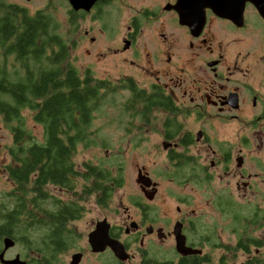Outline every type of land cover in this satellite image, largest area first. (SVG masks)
<instances>
[{"label": "flooded vegetation", "instance_id": "1", "mask_svg": "<svg viewBox=\"0 0 264 264\" xmlns=\"http://www.w3.org/2000/svg\"><path fill=\"white\" fill-rule=\"evenodd\" d=\"M176 1L94 0L87 10L68 3L70 52L84 40L99 62L112 56L147 74L144 82L136 73L113 82L130 81L145 95L138 104L127 88L124 111L159 124L133 128L159 138L163 165L136 164L125 189V172L110 161L75 163L71 188H54L58 201L38 212L39 249H28L24 234L4 235L3 259L264 264V14L249 1L235 20L206 7L191 30L179 23ZM49 207L50 228L43 226ZM4 238L13 241L5 250ZM19 243L27 251L11 253Z\"/></svg>", "mask_w": 264, "mask_h": 264}, {"label": "trees", "instance_id": "2", "mask_svg": "<svg viewBox=\"0 0 264 264\" xmlns=\"http://www.w3.org/2000/svg\"><path fill=\"white\" fill-rule=\"evenodd\" d=\"M51 11L48 5L30 13L0 0V119L11 133L4 169L13 186L0 200V241L24 234L33 250L42 238L38 212L46 209L43 203L58 201L54 188H71L74 156L94 144L92 120L104 97L120 86L130 89L138 104L145 96L130 81L113 84L90 69L80 74L69 60L70 30L61 31ZM29 122L41 126L40 139ZM47 210L50 221L43 226L50 228L55 215L53 207Z\"/></svg>", "mask_w": 264, "mask_h": 264}, {"label": "rangeland", "instance_id": "3", "mask_svg": "<svg viewBox=\"0 0 264 264\" xmlns=\"http://www.w3.org/2000/svg\"><path fill=\"white\" fill-rule=\"evenodd\" d=\"M7 1L18 3L26 7L30 13L49 5L52 8V16L55 20L59 21L61 31L68 33L69 6L67 0ZM84 27L85 24H83V28ZM249 42L252 44L253 48L256 43L255 36L251 37ZM86 48V42L81 40L75 50V54L70 52L69 55L71 59L70 62L79 72H83L85 68H90L97 77H107L113 84H115L113 81L119 78L129 77L130 75L135 76L134 73L136 72L134 67L122 64L117 59L112 60V56H106L105 59L107 62L101 61V63L96 60L97 56H95L94 48L89 47V53H87ZM136 74L141 76L138 77L141 82L148 80L147 74ZM176 74L179 75L178 73ZM118 83L119 82H116V84ZM121 87L122 86H120L115 92L108 93L104 97L99 110L95 112L94 119L92 120L91 129L96 131L94 134V144L84 149H80L74 157V160L76 163H97V161L103 159L107 160L109 164V161L115 159L110 166H112V169H117V165L120 166L121 170L125 172L124 188L132 189L131 172L135 169L134 166L136 164H143L146 169H156L157 166L163 165V152L160 149L158 152L156 151L155 145H157L156 143L159 141V138L156 135L147 133L144 136L138 137L140 131H143L144 129L136 130L133 128V125L159 124H144L139 121L138 118H132L129 112L124 111V102L128 95V91ZM28 127L32 129V132L38 139L42 137V129L40 125L29 122ZM11 140L10 131L0 119V200L3 199L4 195L13 187L11 181L7 178L4 169V166L9 162L6 148L11 144ZM157 146L160 147L159 145ZM249 148H251L250 144L248 145L246 152H248ZM246 166H248V164ZM116 175L117 174H114L113 176ZM121 191L122 190H119L115 193L113 200H117L122 193ZM240 196L241 195L237 197L238 200L243 201L239 198ZM15 251L25 252L27 251V248L19 243L16 248L11 250V253H15Z\"/></svg>", "mask_w": 264, "mask_h": 264}, {"label": "water", "instance_id": "4", "mask_svg": "<svg viewBox=\"0 0 264 264\" xmlns=\"http://www.w3.org/2000/svg\"><path fill=\"white\" fill-rule=\"evenodd\" d=\"M245 1L254 4L258 12L261 15L264 14V0H177L174 8L178 13L179 23L187 25L191 30H194L201 27L204 19V8H210L213 13L220 17L235 20L236 17H241V8ZM93 2L94 0H68V3L74 9L81 8L84 10H87ZM3 244V249L5 250L13 244V241L9 238H4ZM0 261L4 264H25L18 257L11 260L3 259V252L0 253Z\"/></svg>", "mask_w": 264, "mask_h": 264}]
</instances>
